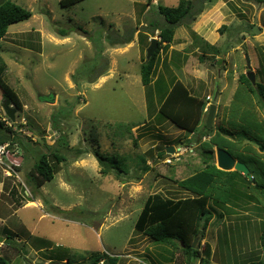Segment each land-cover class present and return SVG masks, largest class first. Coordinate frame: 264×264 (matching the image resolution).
I'll use <instances>...</instances> for the list:
<instances>
[{"label":"rangeland","instance_id":"374dc122","mask_svg":"<svg viewBox=\"0 0 264 264\" xmlns=\"http://www.w3.org/2000/svg\"><path fill=\"white\" fill-rule=\"evenodd\" d=\"M6 1L30 10L33 17L9 28L0 52L6 64L4 72L0 66V76L22 102L12 121L17 143L9 155L14 153L13 162L18 164L5 158L0 165V256L11 264H89L100 252L118 257L119 264H189L181 253L172 256L171 247L135 228L150 194L191 196L180 191L178 181L204 167L200 148L211 139L201 138L207 117L202 119L197 104L190 107L185 121L189 131L184 130L159 113L162 95L180 80L190 95L207 101L208 110L216 104L215 132L229 127V106L241 75L253 71L256 80L264 82V3L207 0L203 12L178 27L174 41L162 48L147 89L140 68L150 44L136 42L135 47L118 51L110 42L130 38L138 29L152 34V25L164 24L158 5L175 8L180 0H83L70 7H63L61 0ZM223 26L229 28L224 33ZM238 28L242 31L237 34ZM61 30L70 34L63 37ZM154 34L160 40L159 31ZM206 43L222 53L204 52ZM93 63L98 65L91 71L88 65ZM5 100L0 89V119L11 126L3 110ZM254 100L264 119L262 106L257 97ZM11 107L17 110L12 103ZM55 121L70 147L85 153L77 159L73 152L65 153L68 161L37 190L29 185L28 174L47 146L57 144L61 133L54 128ZM200 121L199 132H190ZM234 138L238 139L236 133ZM20 142L26 144L25 150ZM238 144L241 151L252 147L264 159L253 142L242 139ZM169 146L179 149L178 155L166 152L161 158ZM96 148L116 157L124 173L103 174ZM171 155L172 163L166 164ZM14 165L20 170L14 172ZM144 165L152 170L145 173ZM253 170L260 172L257 166ZM241 179L237 186L241 198H234L239 207L231 214L219 210L224 218L214 217L199 244L206 260L195 264L264 262V196L246 177ZM249 193L259 204L253 198L243 200ZM248 201L253 203L248 206ZM205 244L211 246L210 258L203 251Z\"/></svg>","mask_w":264,"mask_h":264},{"label":"trees","instance_id":"16d2710c","mask_svg":"<svg viewBox=\"0 0 264 264\" xmlns=\"http://www.w3.org/2000/svg\"><path fill=\"white\" fill-rule=\"evenodd\" d=\"M81 1L83 0H61L60 3L63 7H70ZM206 1L207 0H180L178 6L175 8L158 5V14L163 18L164 24L158 27H155V25L151 26L152 28L154 27L152 30L153 33L155 29L159 30L160 40L159 48L154 52L150 60L144 57V62L140 68L141 82L145 88L148 89L153 84L154 74L159 60L158 56L162 48L174 41L178 27L184 25L187 20L191 19L193 21L203 12ZM255 1L264 3V0ZM32 17L33 13L30 10L14 2L0 0V52L2 49V40L8 34L9 28L16 23L28 21ZM251 28L255 29L256 27ZM228 29L227 26H223L221 32L224 33ZM256 30L259 31V29ZM241 31L242 28L234 30L236 33ZM69 34V31H60V35L63 37H67ZM142 34L144 36H142ZM110 39V36H108L109 42L111 41ZM114 39L115 40L110 42V45L123 46L130 43L133 36L127 39L119 38V40H116V37ZM139 42L142 45L146 44L145 47L151 44L147 32L139 33ZM207 49L212 50L215 56L222 53L221 49L214 48L210 46L209 43H206L204 48H202L204 52H206ZM99 55L104 58L102 52H100ZM201 59L204 61L205 58ZM97 65L98 63L89 64L88 68L93 71ZM0 66L2 72H4L6 64L1 55ZM74 76V81L79 84L76 79L77 75ZM157 86L158 90L164 91L159 81ZM0 89H2L3 96L6 100L14 104L17 108L16 111L20 112L22 110V102L17 93L2 79V76H0ZM254 97H257L258 102L264 110V82L257 81L256 85H253L248 75L242 74L233 103L229 106L228 122L230 126H220L217 132H215L214 127L209 129L207 125L204 126L205 130L203 133H200L201 138L211 137L210 140L203 142L200 148L204 167L195 171L189 177L178 181L180 191L188 195L190 194L191 196L174 198L162 192L150 194L137 219L135 225L136 231L149 237L159 245L171 247L172 256L178 252L181 253L186 257L189 264H195L196 262L202 263L203 260H206L203 252L200 251L199 244L204 239L205 233L214 217L217 216L219 219L224 218V213L219 210L227 211L228 214L236 212L235 208L239 207L236 206L237 202L235 201L236 199H234L238 197L237 186L240 185L239 182L242 181L241 178L246 177L238 171L226 172L220 170L216 166V147L218 149L227 150L234 158L244 162L248 166L253 179L247 177L246 179L252 182V188L261 191V195L264 196V159L259 157V154L254 152L252 147L246 148L247 152L241 151V146L238 144V141L247 139L258 145L260 151L264 152V119L260 118L255 110ZM196 104L202 119L204 118L203 115L207 117V101L203 102V100H199L197 97L190 95L185 84L177 80L172 85V88H169V90L163 93L159 113L182 127L184 130L189 131V126L185 121L188 122L187 116L189 117L190 107ZM1 120L2 119H0V145L9 144L11 149L12 146L17 143V139H14L17 134H15L12 129L14 124L12 120L8 118V121L11 122V126H5V123ZM201 121L198 122L196 129L190 128V132H199L198 128L201 125ZM53 126L56 131L61 133L60 137L57 139V144L54 146H47V151L39 155L38 160L28 174L29 185H32L37 190L41 189L45 183L55 178V175L60 170L59 167L68 161L66 157L68 152H73L75 154L74 159L82 158L83 153H85L82 149L70 147L68 137L63 134V127L60 125L59 121H55ZM235 133L239 140L234 138ZM91 140L98 146L99 143L95 134H91ZM30 141L32 140L30 139ZM20 143L25 150L24 145L26 144L24 142V144L22 142ZM17 148L18 150L20 149L19 146H17ZM22 152L25 151L22 150ZM166 152L167 150L163 151V154L159 156L164 158ZM94 155L102 166L103 174L117 173L120 175L124 173V169L121 168L116 157H109L100 152L97 148L94 150ZM51 157H53L52 159H54L55 162L51 161ZM255 166L260 169L258 175L254 173L253 169H255ZM13 168L14 172L20 170L19 166L14 165ZM150 170H152L150 166L144 165L143 171L145 173ZM252 196L253 195L249 193L245 198H242L243 200L255 199ZM14 199L16 200V198ZM256 201L259 204L258 199ZM248 202V206H250V203H253L252 201ZM213 204L218 207L213 206ZM256 208L259 209V207ZM195 240L198 242L197 247H193ZM262 244L264 246V233L262 234ZM205 250H207V254L210 258L212 254L211 246L205 244L203 251ZM119 260L120 259L116 256L98 252L90 257L89 264H119ZM0 264H11V262L8 258L0 256ZM251 264H264V262H252Z\"/></svg>","mask_w":264,"mask_h":264},{"label":"water","instance_id":"95a60500","mask_svg":"<svg viewBox=\"0 0 264 264\" xmlns=\"http://www.w3.org/2000/svg\"><path fill=\"white\" fill-rule=\"evenodd\" d=\"M159 48V40L154 38L151 41L150 46L147 49V60H150L154 52ZM247 63L248 67H251V62L249 59V56H247ZM248 78L252 82V84H256V75L253 71H250L248 74ZM3 110L7 117L15 122L16 120V109L11 107V103L9 100H5L3 103ZM217 112V106L215 104H211L208 115H207V120H206V125L209 129L213 127V123L215 120ZM183 144H180L179 146L182 147ZM176 147L170 146L167 148V153H175ZM216 166L223 171L226 172H232V171H238L241 172L243 175H245L247 178L251 179L252 175L250 173V169L248 166L236 158H234L227 150L225 149H216ZM197 240L194 242L193 247L196 246ZM51 264H60L53 262Z\"/></svg>","mask_w":264,"mask_h":264},{"label":"built area","instance_id":"2783aa9c","mask_svg":"<svg viewBox=\"0 0 264 264\" xmlns=\"http://www.w3.org/2000/svg\"><path fill=\"white\" fill-rule=\"evenodd\" d=\"M206 111H208V109H206ZM177 150H179V149H176V151H175V154L177 153ZM11 154V152H10V147H9V144H2V145H0V165L1 166H3L4 165V159L6 158H8L7 160L9 161V162H11V163H13V164H18V163H14L13 161V154L14 153H12V156L11 157H9V155ZM174 154V155H175ZM174 155H171V156H168L166 159H165V163L166 164H171L172 163V157H174ZM176 155H178V154H176ZM15 159V158H14ZM17 160V159H16ZM20 165V164H19ZM7 172V174H9V171L7 170L6 171ZM251 179H253V176L251 177Z\"/></svg>","mask_w":264,"mask_h":264},{"label":"crops","instance_id":"0c3cea01","mask_svg":"<svg viewBox=\"0 0 264 264\" xmlns=\"http://www.w3.org/2000/svg\"><path fill=\"white\" fill-rule=\"evenodd\" d=\"M141 25H145V27L147 26V23H144V24H141ZM149 27V26H148ZM150 28V27H149ZM139 31L137 32V33H135V35H136V37H135V35L133 36V39H132V41L130 42V43H128V44H125V45H123V46H118V45H116V48L118 49V51H120V50H126L128 47H131L133 44V46L132 47H135V45H136V42H139V33H140V31H141V29H138ZM155 31H159L158 29H155ZM154 31V32H155ZM147 34L149 35V42H151L154 38H156V36H155V34L154 33H152V34H150V33H148L147 32ZM157 39V38H156ZM109 47L110 48H113V46H110L109 45ZM124 71V70H123ZM257 74V73H256ZM206 81V80H205ZM207 83H209V82H207L206 81V85H207ZM207 96H210L209 94L207 95ZM206 100H207V98H206ZM214 104V103H213ZM23 160V158H21V161Z\"/></svg>","mask_w":264,"mask_h":264}]
</instances>
